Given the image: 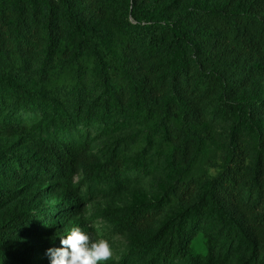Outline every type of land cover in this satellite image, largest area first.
Wrapping results in <instances>:
<instances>
[{
    "label": "trees",
    "instance_id": "1",
    "mask_svg": "<svg viewBox=\"0 0 264 264\" xmlns=\"http://www.w3.org/2000/svg\"><path fill=\"white\" fill-rule=\"evenodd\" d=\"M178 1L170 22V0H0V264H50L75 227L99 240L80 185L122 192L142 179L129 173L166 169L174 180L149 206L171 210L156 233L146 205L103 210L130 236L118 264H264V0ZM215 121L236 141L258 136L252 166L234 148L216 175L203 170L200 125ZM133 124L149 132L135 156L87 160L89 132Z\"/></svg>",
    "mask_w": 264,
    "mask_h": 264
},
{
    "label": "rangeland",
    "instance_id": "2",
    "mask_svg": "<svg viewBox=\"0 0 264 264\" xmlns=\"http://www.w3.org/2000/svg\"><path fill=\"white\" fill-rule=\"evenodd\" d=\"M172 5L177 9L171 14V10H164L162 14L166 15V18L170 22L180 20L182 18L181 3L178 0H170ZM208 1L205 0H192L189 3L191 9H204L207 6ZM264 2V1H262ZM258 87H255L256 91ZM201 129L207 133L210 137L211 156L204 165L203 170L208 175L214 176L220 171L223 163L230 159L231 151L236 148L241 151V162L246 166H252L255 161V155L261 148L259 138L255 133H245L240 136L239 141H236L233 137L234 127L229 124H219L218 122H205L200 125ZM149 132L144 126L133 124L128 128H123L115 131L114 133H108L101 130V128L93 129L89 132V140L91 142L90 148L87 152V160L97 161L103 157L105 150L123 151L129 154L130 157L135 156L138 152L133 150L136 147V143L139 140H146ZM80 139L79 136H76ZM8 140L0 139V143H6ZM147 140L145 141L146 144ZM137 179L133 183L130 189L122 192H115L114 187L106 185L99 181L88 182L80 185V191L85 195H90L89 200L85 204V212L83 216L92 220L90 225L95 226L98 230L99 239H106L113 251V258L108 262L110 264H118L120 260L129 254L130 236L129 233L121 228L116 223L104 218L101 214L106 207L113 208L119 213L124 214L128 209L134 206L146 205L150 210V214L155 215V220L152 225L153 232L156 233L161 227V224L167 220L170 214L171 208H164L159 210L158 208L152 210L149 206L152 202L159 200L166 188L173 182L174 176H171L166 169L162 173L153 176L138 177L133 175ZM82 176L76 177L75 182L78 184ZM46 187V186H45ZM62 196L57 193L47 192L45 197L46 205L58 206L61 202ZM56 211V209H55ZM63 220V217H60ZM210 228L213 229V225L207 223ZM202 236V235H201ZM201 238L197 240L200 244ZM184 264V263H182ZM228 264H237V258L231 257Z\"/></svg>",
    "mask_w": 264,
    "mask_h": 264
},
{
    "label": "clouds",
    "instance_id": "3",
    "mask_svg": "<svg viewBox=\"0 0 264 264\" xmlns=\"http://www.w3.org/2000/svg\"><path fill=\"white\" fill-rule=\"evenodd\" d=\"M60 248H50V264H101L113 258V251L106 239L92 240L79 227L73 228L61 239Z\"/></svg>",
    "mask_w": 264,
    "mask_h": 264
}]
</instances>
